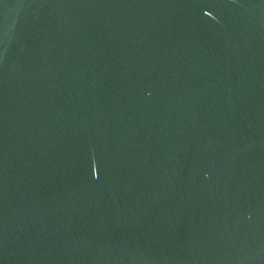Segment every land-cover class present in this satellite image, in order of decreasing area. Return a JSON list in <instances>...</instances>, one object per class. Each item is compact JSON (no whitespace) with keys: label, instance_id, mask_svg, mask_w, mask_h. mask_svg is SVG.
Returning <instances> with one entry per match:
<instances>
[{"label":"water","instance_id":"1","mask_svg":"<svg viewBox=\"0 0 264 264\" xmlns=\"http://www.w3.org/2000/svg\"><path fill=\"white\" fill-rule=\"evenodd\" d=\"M0 264H264V0H0Z\"/></svg>","mask_w":264,"mask_h":264}]
</instances>
